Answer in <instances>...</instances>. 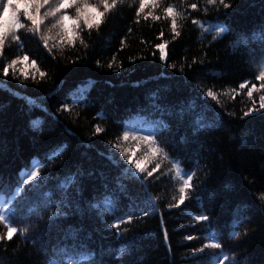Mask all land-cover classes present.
I'll return each instance as SVG.
<instances>
[{
  "label": "trees",
  "instance_id": "trees-1",
  "mask_svg": "<svg viewBox=\"0 0 264 264\" xmlns=\"http://www.w3.org/2000/svg\"><path fill=\"white\" fill-rule=\"evenodd\" d=\"M88 2L103 10L102 0ZM139 2L120 0L117 9L106 13L99 32L84 27L74 32L75 48L67 43L60 29L52 27L51 17L42 25L51 52L38 37L25 30L18 33L22 43L11 36L6 40L4 63L23 55H28L29 61L16 66L15 76L11 72L8 77L0 75V178L15 186L30 170H39L42 176L49 171H61V163L69 158L73 164L93 169L94 175L81 178L83 190L77 199L83 214L74 212L62 220L60 228L53 227L42 238L34 227L28 233L23 231L29 224H35L39 216L47 218L43 212L29 213L32 202L25 201L11 220L18 232L5 245L6 251L0 249L2 264H97L101 259L108 264H230L239 257L244 258L245 264H264V230L258 227L264 209V117L243 116L253 101L258 107L259 98L264 95L261 90L264 81L256 80L264 69V60L260 58V50L264 48L261 30L264 0H225L232 5L229 9L219 3L207 4L206 0H160L155 10L151 6L146 8V12L161 15L160 20L141 17L135 23ZM192 3L198 5V11L191 9ZM166 4L183 13L177 19L181 33L178 38H173L170 18H163L161 8ZM46 11L49 9H41L42 17ZM68 14L74 15V11L69 10ZM217 18L230 35L221 33L214 39L219 32ZM194 19L213 23L204 24L209 29L205 32L192 23ZM69 26L74 27L71 22ZM161 31L163 37L158 39ZM238 37L247 39V48L238 43ZM81 39L89 46L87 49L80 44ZM158 43L165 44L168 64L160 59L155 47ZM248 48L254 50L255 62ZM77 56L81 63L73 70L70 61ZM193 59L204 62L189 68L187 65ZM169 64H175L176 68ZM194 68L198 71L194 72ZM39 71L49 75L43 82L33 83L31 77L39 80ZM23 74L29 79L25 81ZM184 76L205 91L213 90L217 99L206 98L205 108L219 122V128L202 134L199 141L193 139L179 155L170 151L169 159L150 155L149 142L134 137L155 132L161 146L177 139L178 117L164 116V124L171 131L161 134L160 113L149 104L155 94L157 103L178 105L186 95L181 86ZM21 81L27 86H22ZM245 81L250 83L241 90L239 86ZM252 84L257 91L249 98L247 91ZM70 92L75 93L69 97L70 112L57 111L59 102ZM81 98H86L85 102H73ZM175 111L178 113L179 108ZM53 113L59 117V139L70 146L66 151L57 148L48 164L36 157L56 139L51 131L45 130L52 126ZM37 118L39 122L34 125ZM97 124L107 130L106 135L93 137ZM125 129L129 130L130 138L120 141L123 151L133 152L134 159L145 169L160 163V170L143 185L132 184L97 154L110 148L107 142L122 135ZM88 142L95 148H88ZM173 159L179 161L182 176L188 171L196 173L193 183L197 191L189 190V198L179 207L170 206L178 202L182 184L172 166ZM121 185L129 187L139 208L134 209L138 218L132 224H121L118 235L111 225L133 210L129 209L131 201L122 197L115 213L101 209L103 218L89 204L97 199L105 202V192L119 194ZM22 187H31V183ZM4 194L8 198L12 193L5 189ZM140 209H147L149 215L143 216ZM200 214H208L210 222L197 221L195 217ZM248 217L253 222L243 223ZM70 226L77 230L75 239L65 240ZM7 227L6 222L0 221V235L6 234ZM188 235L197 238L186 240ZM217 241L223 245L221 249L206 248L203 253L191 256L193 249ZM73 243L76 248L71 247ZM222 255L229 259L217 261Z\"/></svg>",
  "mask_w": 264,
  "mask_h": 264
},
{
  "label": "snow or ice",
  "instance_id": "snow-or-ice-1",
  "mask_svg": "<svg viewBox=\"0 0 264 264\" xmlns=\"http://www.w3.org/2000/svg\"><path fill=\"white\" fill-rule=\"evenodd\" d=\"M103 10H100L98 7H95L89 4L88 0H0V68H2V72L0 75L4 77H8L10 72L13 76L16 75L15 68L18 64L29 61L28 55H23L22 57H18L17 59H12L7 63L3 62L4 51H5V43L9 36L15 39L18 42H21V36L18 34L21 30H25L28 33H31L34 37H38L42 42L43 47L48 49L51 52V49L48 45V38H46L42 32V25L45 24V21L48 20L49 17L52 18L50 23H52V27L58 28L61 30V34L67 40V43L71 45L73 48L76 47V40L73 38L74 32H77L82 27L87 28L89 31L95 29L99 32L102 23L104 22V18L106 13L110 12L113 9H117L120 0H102ZM207 4L216 5L219 3L223 6L224 9H229L232 7L230 3H226L225 0H206ZM151 6L153 10H155L158 6H160V0H140L139 7L136 10V21L135 23L140 22V18L142 17L144 20H148L151 17L152 20L158 21L161 19V15L154 14V12H146V8ZM193 11H198V5L196 3H192L190 5ZM47 8L49 11H46L41 16V9ZM22 9V11H21ZM69 10L74 11V15H69ZM163 13V18L168 20L170 18V28L172 33H174L173 38H178L181 33L178 31L177 27V19L183 15L182 12L177 11L175 6L172 5H164L161 8ZM207 8H205V12ZM23 17V20H22ZM69 22L74 27L69 26ZM193 24L198 25L205 32L209 31V29L204 28V24H212V21H204L200 20H192ZM216 26L219 27V32L215 33L214 39L216 37H220L221 33L231 34L229 29L225 28L223 25L219 23V18H217ZM261 30H264V24L261 25ZM214 31V29H213ZM163 31H161L158 39H162ZM238 43H243L247 48L248 43L246 38H237ZM64 43V40L61 41ZM80 44L83 45L85 49L89 46L84 43L81 39ZM155 47L159 50L160 59L164 61L165 64H168V54L165 51V44L158 43ZM236 45H233L235 49ZM249 55L252 56L253 62H255V56L253 55L254 50L248 48ZM155 55V53H153ZM260 58L264 60V48L260 50ZM134 62V61H133ZM204 61H197L193 59L190 64L187 66L189 68H193L198 64H202ZM31 63L33 65L36 64L35 60H32ZM81 63V58L77 56V59H73L70 61V64L74 66H78ZM97 65H99V60L96 61ZM169 67L175 69V64H169ZM111 67V65H109ZM181 73L184 72V69L181 68ZM198 71V68H194V72ZM25 77V81L29 79L27 74H23ZM49 75L48 72L39 71V80L36 76H32L31 80L33 83H40ZM256 80L264 81V69L259 72V75L256 76ZM25 81H21V85L26 87ZM249 81H245L240 84V89L243 90L248 87ZM181 86L186 89V95L179 102L178 105L167 106L164 103H157V98L155 94H153V98L150 101L149 107L158 111L161 116L160 124H161V134L163 131H171L164 124L163 117L164 116H177L178 119L176 121V127L178 129L175 135L177 139L169 142L163 146H161L157 140L155 132H149L147 135L143 137H134L135 139H142L149 142L151 147L148 149L150 155H162L164 159H169V152L176 153L179 155L182 149H184L193 139L199 141V137L208 132L209 130L216 131L219 128V122L215 120L214 117L209 116L207 108L205 105L207 103L206 98H211L212 100H216L217 97L213 90L209 88L208 90L201 89L199 85L193 83L191 79L187 76H184L181 82ZM261 90H264V84L261 85ZM80 91H83L82 89ZM257 91L256 85L252 84L250 90L247 91V96L252 98L253 92ZM75 96V93L70 92L68 97L64 100L60 101V107L57 111L70 112L69 108V97ZM31 100V97H28ZM86 98H81L79 100H74V103H83ZM179 108V112L175 111V108ZM46 111V110H45ZM52 126L48 129L51 131L56 139L53 141L51 145L43 152V154L38 155L36 159H40L43 162H47L50 164L52 162V153L56 151L57 148L63 149L64 151L70 146L64 140L59 139V117L54 113L51 114ZM261 116L264 117V95H261L259 98V106H256L255 101H253L252 106L243 113L244 117L250 116ZM39 122V118L36 121H33V124ZM107 130L102 128L99 124L94 127V131L92 133L93 137L106 135ZM130 138L129 130L125 129L122 135H118L114 140H109L107 143L111 145L110 148H106L105 151H100L97 154L100 157H103L109 161V163L120 170L122 174L132 182V184H140L143 185L148 178L153 177L154 173L160 170V163L157 162L154 167L150 170L145 169L141 166L139 160L134 159V153L129 151H123L121 149L120 141H128ZM88 148H95V145L91 142L87 144ZM203 147V145L201 146ZM167 149V150H166ZM122 153V156H121ZM60 154H63L61 152ZM196 155H200V153H196ZM55 158H58L55 157ZM172 166L177 169L176 176L178 179H182V184L179 187L178 191L180 193L179 200L176 204L170 205L171 207H179L183 205L186 199L189 198V190L192 192L197 191V185L193 183V178L196 176L194 171H188L181 175L180 164L179 161L173 159L171 161ZM131 165V167H128ZM61 171L53 173L49 171L45 175H41L39 170H30L27 172L26 176L17 180L15 186L11 184H5L3 179L0 178V221H4L8 224L7 232L4 235H0V249L6 251L5 245L8 242H11L13 236L18 232V229L15 226H12L11 220L15 219L16 215L22 210V205L25 201H31L32 203L29 205L28 211L32 212H43L46 215V219L44 215H41L36 220L35 224H29V226L23 229L24 233L29 232L30 227H34L37 229V235L41 238L50 231L53 227L60 228L61 222L64 218L73 215L74 212H80L83 214L80 204L78 202L77 196L83 190V182L82 177L92 176L94 175L93 169H85L82 164L76 163L73 164L71 158L64 161L60 165ZM210 171V169H209ZM39 177V179H38ZM31 183V187H22ZM105 188L107 186L105 185ZM11 190V196L6 198L4 194V190ZM122 197H127L128 200L131 201L129 205L130 210L126 212L124 215L119 216L115 223L111 225V227L117 229V234H121L120 226L121 224L127 223L132 224L135 218H138L134 209L139 208V205L136 203V197L132 195L128 186L121 185L119 194L116 193H107L105 192L103 200L105 202H101L99 199L94 203L89 204L90 209L97 210V213L102 216L101 209L108 210L110 212L115 213L117 211L116 204ZM199 199V197H197ZM19 201V203H18ZM7 204L9 207L5 208L4 205ZM154 210V209H153ZM123 211V209H121ZM140 212L143 216H148L149 212L147 209H140ZM262 219L258 224V227L264 230V209L261 210ZM29 220L32 219L31 215L28 217ZM195 219L199 222H210L211 217L208 214H200ZM40 220H43V224H40ZM253 221L251 217L246 218L243 222L245 224H251ZM77 230L69 227L66 232L65 240L70 237L75 239V232ZM126 231V230H125ZM165 239L167 240V231L164 232ZM197 237L193 235H188L185 237L186 240H194ZM76 244L73 243L71 245L72 248H76ZM67 247V246H66ZM223 245L217 241L211 244H205L203 247L195 248L191 251V256L195 257L200 253H203L206 248L209 249H221ZM123 249H121V252ZM169 251H171V246H169ZM228 260L229 257L227 255H222L217 258L219 260ZM2 264V261H0ZM97 264H108V262L103 259L97 261ZM230 264H245L244 258H233Z\"/></svg>",
  "mask_w": 264,
  "mask_h": 264
}]
</instances>
